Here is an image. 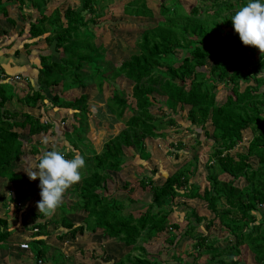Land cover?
Instances as JSON below:
<instances>
[{"label":"trees","instance_id":"1","mask_svg":"<svg viewBox=\"0 0 264 264\" xmlns=\"http://www.w3.org/2000/svg\"><path fill=\"white\" fill-rule=\"evenodd\" d=\"M235 1L238 7L246 2ZM42 2L44 0L34 3L39 5ZM196 2V6L188 12L182 11L178 3L172 10L160 6V17L154 25L142 32L136 46L137 52L120 58L115 66L111 64V70L103 60L105 49L95 42L96 35L101 32L99 18L103 15V7L97 8L94 0H81L77 6H67L62 13L54 10L49 17L42 15L24 26V32L31 37L49 33L45 36L48 47L38 53L39 65L32 79L34 84L21 98V102L34 105L41 101L44 110L58 107L65 113V119L69 117L71 120L72 129L82 128V120L92 105L88 93L84 92L86 84L80 74L83 63L87 62L91 72L99 78L95 85L98 92L92 99L103 105L105 112H109L113 119L121 122L116 134L103 140L100 152L87 150L92 155L84 157L85 165L80 169V181L70 185L63 193L65 196L71 189L69 194L74 196L75 201L72 204L65 201L58 205L59 208L66 205L58 220L42 218L43 212H38L39 216L37 213H29L34 220L24 225L31 229L32 234L24 241L31 244L28 249L33 251L31 258L34 264H37L38 259L41 260L40 264H66L62 259L53 260L45 255L47 246L44 239L50 235V223H54V228L61 227L56 234L59 240H75L85 233L99 231L108 239L129 247L111 264H241L240 259L236 258L237 254L242 257L249 254L251 264H264V216L260 211V205H264V79L257 78V74L264 70V52L258 60L251 59L238 33L226 30L232 26V22L231 15H224V11L235 7L234 3L227 1L226 5V0ZM123 12L142 20L154 15L145 0H130ZM0 14L13 24L2 0ZM5 34L6 30L0 27V38ZM184 48L188 51L184 52ZM177 51L180 52L179 59L176 57ZM211 59L214 61L207 69L206 64ZM238 59L248 61L250 68L255 70L251 74L254 82L243 89L236 80L238 68L232 69ZM204 71L211 76L207 82L199 78ZM117 77L132 83L134 108L126 119H123V114L128 101L112 88ZM218 80L224 84L232 80L229 94L220 103L216 102L213 93ZM104 84L110 86L107 97H103L102 93ZM72 88L78 89L80 94L73 98L62 94ZM10 89L8 82L2 80L0 109L7 99L12 98L11 91L8 92ZM155 94L165 96V100L157 99ZM156 103L164 104L170 112L167 115L154 114L150 107ZM178 104L179 108L188 106L187 128L191 133H196L197 143L212 136L211 162L204 165L207 185L202 188V192L192 180L197 169L194 163L196 158H189L159 184H154L148 176L139 179L142 189L149 188V200L143 208H139V200L128 198L125 202L122 198L104 193L112 180V173L117 174L126 163L123 149L135 151V156L146 163L149 153L144 150L145 141L164 136L162 129L165 124H174L173 115ZM22 115V120H16V112L0 111V179L7 180L5 182L11 191L8 200L12 203L10 215L20 213L16 206L23 202L22 198L27 200L40 191L39 184L28 189L27 194H23L17 186L23 175L15 171L16 161L26 153L36 154L38 151L32 145L25 152L27 139L32 135H44L49 131L51 134L53 131L52 123L43 122L39 117L41 114ZM206 122L210 123L211 132L205 128ZM16 127L26 132L20 133L15 130ZM245 130L248 132L243 136ZM66 145V148L59 147L58 150L68 158L73 156V148L82 154L79 147ZM174 145L176 150H168V153L177 158L176 151L182 146L180 143ZM53 147L57 148V145L53 143L48 146L40 152V156ZM230 150H234L233 155L229 153ZM253 160H256L255 164L251 162ZM239 179L243 182L242 186L235 185ZM129 181L123 180L121 187L131 191L133 186ZM177 197L200 200V207L212 216L206 217L198 213L196 208L190 207L187 214L184 212L183 218L182 213H177L175 209ZM128 202L129 206L135 204L131 205L132 210ZM67 205L68 211H83L80 222L68 218L65 212ZM138 208L140 211L134 214L133 211ZM179 218L184 220V226ZM203 221L205 230L217 225L230 237L223 240L214 237L209 241V234L196 231L195 224L201 225ZM9 235L7 216H0L2 246L7 247L5 243L9 241ZM158 235H163L158 249L165 246L172 249L169 260H162L156 255L161 254V250H156L153 255L149 253L148 247ZM186 236L195 238L192 245L198 249V253L177 249L178 243ZM216 242L224 244L217 245ZM35 243L40 248H36ZM202 248L208 252L209 257L199 263L197 259L201 253L199 249ZM240 248L246 254L243 255Z\"/></svg>","mask_w":264,"mask_h":264},{"label":"rangeland","instance_id":"2","mask_svg":"<svg viewBox=\"0 0 264 264\" xmlns=\"http://www.w3.org/2000/svg\"><path fill=\"white\" fill-rule=\"evenodd\" d=\"M58 1H62V0H55L54 4L57 3ZM80 1L81 0H71L69 2L74 5L76 3L80 4ZM98 1H99V6L103 7L102 12L103 14H105V16L99 19V22L102 24V27H101L102 33L100 36H98V38L95 41L97 42V44H101L103 48L105 49V52H103V56H104L103 60L105 61L104 62L105 65L108 66L109 67L108 69L110 70H111L110 68L111 64L115 66V62H117V60H119L120 58L128 57L133 52H137L138 48L136 46L138 45V41L141 39L142 32L145 29H148L149 27L154 25L156 23V20L160 17L159 15L160 6L163 5L169 8L170 10H172L176 6V3H178L179 6H181L180 9L182 11L188 12L191 10L193 6H196L197 4L196 0H145L148 6L153 10L154 15L151 18H145V20H142V18L131 17V16H127L124 14L123 8L124 6H126V4L130 0H98ZM227 1L234 3L235 7H233L231 10L226 9V11H224V15L226 16L232 15L235 12V10L238 8V4L235 0H226V5H227ZM64 5L65 3L62 2L61 8H60L61 10ZM74 6H77V5H74ZM226 30L234 32V29L232 26L228 27ZM94 31L96 32V30ZM192 39H196V38H192ZM43 45L45 46V44ZM244 46L246 48L248 46L250 48L251 53L254 52L253 58L255 60L259 59V56L257 54L261 53V51L258 48L255 47L256 49L254 50L253 48L254 46L252 45L244 44ZM251 47L253 48V51ZM183 51L187 52L188 50L184 48ZM179 54L180 52L178 53L177 51L176 57L178 59L180 58ZM223 59L226 60V57L223 56ZM251 59H252V55H251ZM212 61L214 60L213 59L208 60L206 64L207 69H209V67L211 66ZM244 61L238 59L235 61V64L232 66V69L233 67L238 68L236 80L239 82V87L241 89H243L247 84L254 82V79H252L251 74H253L255 70L250 68L248 61H245V62ZM80 74L83 77L84 79L83 81L86 84V88L84 91L88 93L89 98H93L95 93L98 92L95 85L99 81V78L94 73L91 72V68L87 62L83 63V67L80 70ZM210 77H211L210 74L204 71L203 74L199 78L205 79L207 82ZM231 82L232 80L230 82H226L225 84L219 80L216 82V87L213 90L216 102L220 103L221 101L225 99V96L229 94L230 92L229 85H231ZM131 85H132L131 82H129L128 80L122 77H117L114 80V84L112 85L113 90L119 95L126 97L128 101L127 109L125 110L123 114V119L128 118L132 114V110L134 108V101L131 97ZM109 87L110 86H107V84L103 85V90H102L103 97L109 96V93H110L108 89ZM63 94L66 95L67 98H73L75 96H78L80 94V91L75 90V89H71V90L69 89ZM155 96L157 99H161L163 101L165 100V96L163 95L155 94ZM91 103L92 105L90 106V109H89L88 114L86 115V118L82 120L83 122L82 128L76 127L75 129H72L71 120L69 119V117L65 119V113H62V111L61 112H56L55 110L51 111L50 108H48L49 114L52 115L53 131L51 132V134L47 133L45 135H39L40 137L34 136L35 137L34 139L32 138L30 139L31 140L30 142H32L31 145L36 144L38 145L39 148H44V146H48V145L50 146L54 143L57 145L56 149H58L59 147L62 149V148H66L67 146L66 144H69L71 147H75V146L79 147V150L82 152V154L80 155H82L83 157H90L92 155V153L87 150L93 149V151H95L96 153L100 152L103 140L115 135L116 132L118 131L119 126H121V122L113 119L111 117L112 115H110L109 112H105L103 105H100V103L98 102L96 103L93 101ZM160 105L156 103V105L151 106L150 107L151 112H153L154 114H158V115H161V114L167 115L168 112H170L168 108H166L164 104L162 103ZM100 106H102L101 109H99ZM263 108L264 107H262V109ZM187 110H188L187 105H184L181 108H179V104H178L176 106L175 113L173 115L174 124L173 125L165 124L164 128L162 129L164 132V136L155 138V139L148 138V140L145 141L146 146L144 150L147 153H149V158L145 159L146 163L142 162V159L135 156L136 155L135 151L124 148L123 151L125 154L126 163L123 165L122 169L117 174L112 173V180L111 182L107 184L106 188L104 189V193L108 194L109 196L113 195V196H116L117 198H122V200H125V202H126V199L128 198H131V199L133 198L136 201L139 200L141 204L139 208L140 207L143 208L144 204L147 203L149 200V188L146 187L142 189V187H140V184H139V179L142 176H148L153 179L154 184H159L160 182L164 180L166 175L172 174L174 170L181 163L185 162L189 158L190 159L196 158L195 162L194 161L193 162L195 163L197 169L192 177V180L198 184L202 192V188L205 185H207V181L205 179L204 165L209 164L211 162L210 154L212 150L211 149L212 136H210V138L208 139L206 138L202 139L201 143L196 142L195 140V138L197 137L196 133H191L187 128V124H188L186 120ZM31 113L33 114L34 112H31ZM107 114H109L110 116H108ZM40 119L43 122H45L48 120V117L46 118V116H42ZM205 128L209 132H211V125L209 122H206ZM71 131H74L75 134L72 135ZM247 132L248 130H245L243 132V136L247 135ZM175 143L177 144L180 143L182 146L180 149H177L178 151H176L178 154L177 158L172 156V154L168 153V150H171L172 152L176 150V147L174 145ZM24 150L25 152H27L28 147L26 146ZM44 150L45 148L40 149L39 152L41 151L43 152ZM233 152L234 150L229 151V153H231L232 155H233ZM76 153H78L77 150L73 148V156ZM36 158H37V155L34 156L30 154V155L21 157L15 163V171L24 176L22 180L18 183V186L20 188H24L26 192H28L27 188L30 189L31 187H34L35 185L39 184V177L32 179L28 175V173L30 174L32 171L36 170V165H37ZM139 159L141 161H139ZM251 162L255 164L256 160H253ZM222 178L225 179L224 176H222ZM4 180L7 181L6 179ZM123 180L124 182L131 180L129 181L131 186H133L131 191H128L127 187L124 189L121 187L123 184ZM242 184L243 182L240 179L235 182V185L237 186H242ZM70 190L69 192H66L65 196L62 197L60 204L65 203V201L72 204L75 201L74 196L72 194H69ZM10 194H11V191H10L8 183L5 182L3 184V181L0 180V216H3L4 215L3 212L7 210V208H5V205L1 203V200L6 199V201H8L10 198ZM34 198L35 200L32 199L33 202H31L32 203L31 210H34L35 213L38 214V212L39 213L41 212L37 207V201H39L41 198L40 191L36 192ZM20 199L21 197L19 198V200ZM22 199H21V201H23L21 202L22 206L19 208L24 209L26 199L25 200L24 199L22 200ZM175 202H177L176 203L177 206L175 209L177 213L178 212L182 213L183 218H184V212L187 214L190 211V207L196 208L198 213L203 214L206 217L212 216L210 212L200 207L202 203L198 199L186 200L182 197H177L175 199ZM10 205H8V210H10L11 208ZM63 205L64 206H61L60 208L59 206H57L55 211L52 212L50 215H46L43 213L42 218H45L47 220L55 218L58 220V218L60 217V212L64 210V207L66 206L65 204ZM127 205L132 210L131 208L132 204L129 206V202H128ZM132 206H135V204L133 203ZM67 208H68V205L66 209ZM139 208L138 210L133 211L134 214L140 211ZM73 211L74 213L66 212V215L70 216L72 218V221L80 222L81 221L80 214L83 213V211L81 210L80 211L73 210ZM260 211L263 214L262 216H264V205H260ZM29 213L30 212H25V214L18 213L16 214L17 216L14 215L15 218L9 217L7 219L8 229L10 230V239L23 237L24 235H25V238L26 237L30 238V234H32L31 229H28L26 226L21 225L22 222L28 223L34 220L32 216H29ZM175 214L176 212L174 213V216ZM180 219L181 218H179V220ZM190 219H193V217H191ZM181 220L182 222L184 221L183 219ZM184 224L185 222H183L181 225L184 226ZM204 224H205V221H203L201 225L196 223L195 224L196 231L203 232L204 234H209L210 236L209 241H211L214 237H216V239L219 238L221 240L225 239V237H230L227 232L221 231L217 227V225L211 226L208 230H205ZM21 230L24 232L22 233ZM48 230L50 231V235L49 237L46 238V240L47 242H49L48 246L52 247L53 249L56 243L57 245L59 244L57 239L56 238H55L56 240L54 239V234H56V228L52 227V224L50 223L48 224ZM93 234L94 235L92 236L93 237L95 236V239H99L101 237L103 238L105 236V234L101 235V232L99 231H96ZM84 235H86V233L83 234V236ZM162 237L163 235L156 236L154 240L150 243L151 246L150 248L148 247V250H149V253H151L152 255L156 254L154 253L156 252V250H161L162 253L156 254V255L162 260H169V258H171L172 249L170 248L169 250L167 246H165L164 248L158 249V247H160L159 244H161L162 242ZM95 242H98V241H95ZM194 242H195L194 237L186 236V238L182 239L178 243L177 249H180L182 251L186 250V252L193 253V254L198 253V249L196 250L193 248L192 244ZM216 244L222 245L224 244V242H219V243L216 242ZM93 246L95 247V244H93ZM4 248L5 246H2L0 244V264H6V258H5L6 252ZM63 248H64L63 245H60L58 248H55L54 251H57V252H53V254L55 255V253L58 254L60 252L63 253L65 251V249ZM126 249L129 250V247L127 248L123 246L119 247L118 249L119 252H116L115 256L111 255L112 253L108 251L109 255H111L108 258L104 256V254L102 253V248L98 249V247L96 246L94 251H95V254H97L96 256H99V257L97 258V260L93 261L94 263L91 262V264H111L114 259L117 260V257H120L124 251H127ZM24 251H27L28 253L33 255V251L31 248L28 250H24ZM237 251L238 250H236V252ZM239 251L241 253L244 252L243 249L241 248L239 249ZM199 252L201 253L199 254V257L197 260L199 263H203L205 262V260H207V258L209 257V254L203 248L199 249ZM244 254H246V252L243 253V255ZM58 256H61V255L58 254ZM100 256H103V257L100 258ZM11 257L13 256L11 255ZM236 258L240 259L241 264H251V260L249 259V254L243 257L241 256V254H237ZM9 259H10V262H8V264H15V262L16 264H19L20 262H23L22 260L18 262L16 257L12 259L9 258ZM104 259H107V260L105 261ZM71 263L72 261L70 260V264Z\"/></svg>","mask_w":264,"mask_h":264},{"label":"crops","instance_id":"3","mask_svg":"<svg viewBox=\"0 0 264 264\" xmlns=\"http://www.w3.org/2000/svg\"><path fill=\"white\" fill-rule=\"evenodd\" d=\"M35 1L38 2V0H2V2H4L6 5V11L8 13V17L13 20V24H11L9 21H7L4 18V16L0 14V27L4 28L6 30V34L0 38V73L2 74V76H0V83L2 82V80L8 82V84L10 85V87L12 89V90L11 89L8 90V92L11 91L12 98L7 99L4 102L0 111L4 109L7 112H16V117H15L16 120H22L23 119L22 113H27V114H30L31 116H38L39 114H41V116H39L40 118L42 116H46V118L48 117V120L45 122H51L52 123V115L49 114V109L44 110V108L42 107L41 101H37L36 104H34V105H27L26 103L20 101L21 98L29 91L30 86H33V84H34V83H32V79L34 80V77L36 76V73H37L36 67L39 65L38 53L42 49H45L48 47V45L45 42V36L49 33V32H44V34H42V35L31 37L27 32H24L23 28L26 24H28L30 22H34L37 19H39L42 15L49 17V15H51V13L54 10H58L60 13H62V11L67 6H72L73 4H71L69 2L71 0H62V1H58L55 4H54L55 0H44V2L39 3V5L35 4L34 3ZM94 1H95V3H94L95 6L98 8L99 7V1L98 0H94ZM62 2H64L65 5L63 6V8L61 10L60 8H61ZM74 5H78V3H76ZM103 16H105V14H103L102 17ZM47 27H48V25H47ZM94 33H95V31H94ZM101 33L102 32H100V35H101ZM100 35L97 34V37H95V40ZM43 44H45V46ZM15 50L17 51V53ZM259 73L262 75L261 76L262 79H264V70H262ZM263 86H264V84H263ZM72 89L78 90L76 88H72ZM68 90H66V91H68ZM66 91H64V92H66ZM96 94H97V92L95 93V95ZM64 96L67 97L66 95H64ZM90 100H91V102L92 101L94 102V100L92 98ZM46 107H48V106L46 105ZM50 110L51 111L55 110L56 112H61V110H59L58 107L50 108ZM31 112H34V113L32 114ZM56 112H54V113H56ZM15 130H17L20 133L26 132L25 129L18 128V127H16ZM48 133L50 134V131ZM34 136L40 137L39 135L30 136L27 139L28 141L25 144V145H28L27 146L28 148H29V146H32L31 145L32 142H30L31 141L30 139L31 138L34 139L35 138ZM33 146H36L38 151L36 154H31V155H34V156L37 155V158H39L40 157V152H39L40 149L47 148L49 145L44 146V148H39L38 145H36V144H34ZM26 155H30V154L26 153L23 156H26ZM23 156H21V157H23ZM0 180L3 181V184L5 183L4 179L3 180L0 179ZM18 183H17V186H18ZM18 188L23 192V194L28 193V192H26V190H24V188H20L19 186H18ZM27 191H28V188H27ZM34 196H35V194L26 200L24 209L19 208L22 206L21 202H20V205L16 206L21 214H25V212L35 213L34 210H31L32 209V207H31L32 203L31 202H33L32 199L35 200ZM1 203H3L5 205V208H7V210L3 212V214H4L3 216H7V219L9 217L15 218L14 215L9 214L8 205H10V203L8 201H6V199L3 201L1 200ZM65 212L74 213V211H68L67 209H65ZM80 215H81V220H82L83 213H81ZM68 218H70L72 220V218L70 216H68ZM25 223H27V222H22L21 225L25 226L24 225ZM51 224H52V227H54V223H51ZM27 225H30V224H27ZM60 230H61V227H57L56 228V234ZM23 232L24 231H22V233ZM56 234H54V239L56 238L59 244L57 245V243L54 242V243H56V245L53 247V249H52V247L48 246L49 242H47V240H46L47 237L44 239L45 245L47 246L45 255L52 257L53 260L63 258L62 260H64L66 262V264H70V260L72 261L71 264H80V263L91 264V262L97 260L96 257H94L95 259L92 258V256L97 255V254H95V251H94L96 246L98 247V249L102 248V253L104 254V256H106L108 258L111 255L115 256L116 255L115 253L119 252V250H118L119 247L122 246V243L115 242L113 239H108L106 236H104L103 238L101 237L99 239H95V236L94 237L92 236V235H94L93 233H86V235L80 236L79 238L77 237L75 240H69V239H65V238L63 240H59L56 237ZM8 239H9V241L5 243L7 245V247L5 246V248H4V250L6 252V254H5L6 255V257H5L6 258V264H8V262H10L9 258L12 259L15 257L18 260V262L20 260L23 261V262H20L19 264H34L33 263L34 261L31 258V254L28 253L27 251H24L25 249H21L19 247V243L24 241L25 235L23 237H18L15 239H13V238L10 239V235H9ZM95 241H98V242H95ZM28 244H29V246H31L30 242H28ZM93 244H95V247L93 246ZM60 245H63V247H64L63 249H65L66 252L64 251L63 253H61V252L58 253L61 256H58V254H56V253L54 255L53 252H57V251H54L55 248H58ZM34 246L36 248H40L39 244L35 243ZM125 248H127V247L125 246ZM108 251H110V253H112V254L109 255ZM124 252H126V251H124ZM11 255L13 257H11ZM118 258L119 257H117V259ZM104 260L106 261L107 259H104ZM15 264H16V262H15Z\"/></svg>","mask_w":264,"mask_h":264},{"label":"clouds","instance_id":"4","mask_svg":"<svg viewBox=\"0 0 264 264\" xmlns=\"http://www.w3.org/2000/svg\"><path fill=\"white\" fill-rule=\"evenodd\" d=\"M233 29L245 45L256 46L264 52V0H246L230 17ZM85 159L79 153L71 158L55 147L44 152L29 177H39L38 209L50 215L60 204L63 193L81 179L80 169Z\"/></svg>","mask_w":264,"mask_h":264},{"label":"built area","instance_id":"5","mask_svg":"<svg viewBox=\"0 0 264 264\" xmlns=\"http://www.w3.org/2000/svg\"><path fill=\"white\" fill-rule=\"evenodd\" d=\"M256 46H254L253 48H254V50L257 48H255ZM247 48H248V52H247V55H252V58H253V53H251L250 52V48L247 46ZM253 48L251 47V49H252V51H253ZM263 54V52H261V53H258L257 55L259 56V58H260V56ZM0 76H2V74H0ZM257 76L258 77H261L262 75L260 74V73H258L257 74ZM17 78V77H16ZM19 247L21 248V249H28L29 248V244L26 242V241H24V242H21V243H19ZM40 262H41V260L40 259H38L37 260V264H40Z\"/></svg>","mask_w":264,"mask_h":264},{"label":"water","instance_id":"6","mask_svg":"<svg viewBox=\"0 0 264 264\" xmlns=\"http://www.w3.org/2000/svg\"><path fill=\"white\" fill-rule=\"evenodd\" d=\"M48 264H50V263H48Z\"/></svg>","mask_w":264,"mask_h":264},{"label":"bare ground","instance_id":"7","mask_svg":"<svg viewBox=\"0 0 264 264\" xmlns=\"http://www.w3.org/2000/svg\"><path fill=\"white\" fill-rule=\"evenodd\" d=\"M19 149V148H18Z\"/></svg>","mask_w":264,"mask_h":264}]
</instances>
